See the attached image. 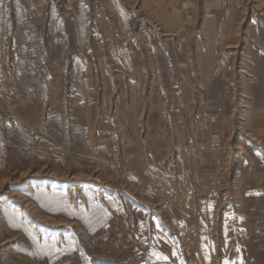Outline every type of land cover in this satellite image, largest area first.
<instances>
[{"label": "rangeland", "instance_id": "1", "mask_svg": "<svg viewBox=\"0 0 264 264\" xmlns=\"http://www.w3.org/2000/svg\"><path fill=\"white\" fill-rule=\"evenodd\" d=\"M252 178L264 0H0V264H232Z\"/></svg>", "mask_w": 264, "mask_h": 264}, {"label": "crops", "instance_id": "2", "mask_svg": "<svg viewBox=\"0 0 264 264\" xmlns=\"http://www.w3.org/2000/svg\"><path fill=\"white\" fill-rule=\"evenodd\" d=\"M254 172L250 171V174L255 175ZM245 194L239 197V202L243 204L248 216L239 214V218L235 217L238 219V230L233 233L234 243L229 248L233 250V257L229 263L264 264V185L257 186L252 178ZM227 263L223 262V259L219 261V264ZM38 264H49V261L47 258L41 259Z\"/></svg>", "mask_w": 264, "mask_h": 264}]
</instances>
